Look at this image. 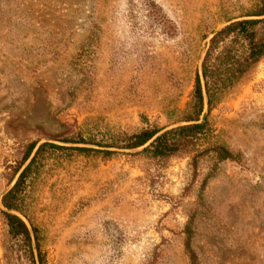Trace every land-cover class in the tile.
Returning a JSON list of instances; mask_svg holds the SVG:
<instances>
[{
  "label": "rangeland",
  "instance_id": "obj_1",
  "mask_svg": "<svg viewBox=\"0 0 264 264\" xmlns=\"http://www.w3.org/2000/svg\"><path fill=\"white\" fill-rule=\"evenodd\" d=\"M146 1L0 0V264H31L1 204L40 142L68 149L43 151L17 210L43 264H264V58L177 154L96 153L197 121L213 33L263 0Z\"/></svg>",
  "mask_w": 264,
  "mask_h": 264
},
{
  "label": "trees",
  "instance_id": "obj_2",
  "mask_svg": "<svg viewBox=\"0 0 264 264\" xmlns=\"http://www.w3.org/2000/svg\"><path fill=\"white\" fill-rule=\"evenodd\" d=\"M149 10L156 9L155 2L146 1ZM153 14V12L151 11ZM155 14V12H154ZM154 14L151 16L154 17ZM255 17L264 16V0ZM160 21L164 18L157 16ZM264 58V19L242 20L229 24L215 35L207 48V53L203 61L202 72L209 97L210 110L212 101L216 93L220 90L233 87L246 74L251 72L256 65ZM195 102V120H199L204 111V97L200 74H196L194 88ZM191 121V120H189ZM208 120L203 124H190L174 128L159 136L151 145L145 147L140 154H146L152 158H167L182 151L188 144H193L195 139L199 138L207 131ZM160 132L159 129H145L138 133L115 141L110 146L99 143V147L109 148L117 147L122 149L135 150L144 147L155 135ZM79 142V141H78ZM82 143H86L82 140ZM36 143H33L25 153L24 161L27 160ZM45 149L68 150L53 144H43L37 153L36 158L22 172L15 186L5 195L3 204L8 209L20 210L21 197L27 189L28 181L35 174L34 166L38 157ZM78 152L88 153L93 150L71 149ZM219 160H235V155L224 146H215L213 149ZM95 152V151H93ZM106 157L115 155L110 151H96ZM139 155V154H138ZM20 168V167H19ZM16 170V173L18 169ZM9 226V234L13 238L20 237L27 247L30 254L31 264H35L33 250L31 246V236L25 223L17 216L2 212ZM36 234L37 247L39 251L40 262L43 264V255L39 246V236Z\"/></svg>",
  "mask_w": 264,
  "mask_h": 264
},
{
  "label": "water",
  "instance_id": "obj_3",
  "mask_svg": "<svg viewBox=\"0 0 264 264\" xmlns=\"http://www.w3.org/2000/svg\"><path fill=\"white\" fill-rule=\"evenodd\" d=\"M252 19H264V16H260V17H251ZM242 20H251L249 18H244V19H239V20H235V21H231L229 22L228 24L224 25V26H221L219 29H217L213 35H212V38L217 35L222 29H224L226 26H228L229 24L233 23V22H237V21H242ZM211 38V39H212ZM210 39V41H211ZM209 41V43H210ZM207 53V51H206ZM206 53H205V56H206ZM204 56V58H205ZM204 61V59H203ZM202 65H203V62H202ZM202 65H201V69H200V77H201V84H202V89H203V97H204V104H205V110L202 114V118L200 121H195V122H192L193 124H203L206 122V118H207V115H208V111H209V97H208V94H207V90H206V85H205V81H204V78H203V72H202ZM192 123H189V124H192ZM175 127H169V128H166L164 130H161L157 135H155L144 147L142 148H145L149 145H151L159 136L163 135L165 132L169 131V130H172L174 129ZM50 143H55V144H61L59 142H55V141H48ZM42 146V142H40L36 147L35 149L33 150L34 152H32L33 154H31V156L29 157L28 161L26 162V164L22 167V169L18 172L17 174V180L16 182L12 185V187L3 194V196H5L14 186L15 184L17 183L20 175L22 174V172H24V170L31 164V162L33 161V159L35 158L37 152L39 151V149L41 148ZM102 149H105V150H108V151H119V152H129V150H123V149H111V148H102ZM1 208L6 212V213H9V214H12V215H15L17 217H19L20 219H22V221L25 223V225L27 226L28 230H29V233H30V236H31V239H32V245H33V251H34V255H35V259H36V264H40L39 262V256H38V250H37V246H36V241H35V234H34V230L31 226V224L28 222V220L20 213L18 212L17 210L15 209H8L6 208L5 206H3L1 204Z\"/></svg>",
  "mask_w": 264,
  "mask_h": 264
}]
</instances>
